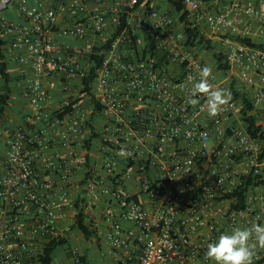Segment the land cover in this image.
I'll list each match as a JSON object with an SVG mask.
<instances>
[{
	"label": "built area",
	"instance_id": "1",
	"mask_svg": "<svg viewBox=\"0 0 264 264\" xmlns=\"http://www.w3.org/2000/svg\"><path fill=\"white\" fill-rule=\"evenodd\" d=\"M48 1L0 0V36L12 50L26 53L13 58L28 61L33 73L21 95L31 108L28 126L36 131L5 130L0 264H40L50 241H69L77 213L91 241L121 253L119 264H212L204 255L208 243L233 228L264 224V141L248 133L237 99L215 118L203 97L195 106L188 103L190 78L198 80L211 65L187 45L178 15L141 0H115L110 32L107 12L89 8L109 0H60L56 6ZM13 4L21 22L7 14ZM183 4L192 27L209 41H222L230 68L224 74L211 66L215 87L229 90L234 77L251 85L257 76L264 83V49L238 41L254 34L264 45V6L253 0ZM63 15L68 23L59 36L86 44L84 50L56 42ZM120 19L122 29L108 43ZM94 53L103 55L90 84L100 111L80 95L46 111L41 79L57 76L82 91ZM79 55L86 56L88 68ZM250 103L253 110L264 105V92ZM62 106L68 110L58 118ZM245 180L243 207L236 209L237 198L228 195ZM59 252L65 262L83 264L70 242L58 247L52 264ZM254 264H264V250Z\"/></svg>",
	"mask_w": 264,
	"mask_h": 264
},
{
	"label": "crops",
	"instance_id": "2",
	"mask_svg": "<svg viewBox=\"0 0 264 264\" xmlns=\"http://www.w3.org/2000/svg\"><path fill=\"white\" fill-rule=\"evenodd\" d=\"M17 2V0H14ZM31 3L34 2V0H29ZM60 0H49L47 5L49 6H56L59 3ZM257 6L262 7L264 6V0H253ZM115 0H109L106 5L100 7V6H92L89 5V8L94 11H100L104 10L107 12L108 16V27L109 31H112V25L114 24V17L112 16V6L114 5ZM149 6H152L153 8H156L159 11H170L173 13L170 5L166 3L164 0H149ZM203 9H206V6H203ZM7 14L9 17L13 18L16 21L21 22V18L17 15L15 12V4L11 5L7 11ZM68 19L66 16H61L58 23L55 26V39L57 43H65L68 45H72L73 47L78 50H84L86 47V44L84 43H77L75 41L66 39L62 36H59V31L62 30L67 26ZM241 29V27H239ZM251 28L247 29L249 32ZM247 39H250L252 43H259L261 41L260 38L255 36L254 34H248L246 36ZM211 42L214 44L217 51L223 52L224 48L221 45V39L218 37H213L210 39ZM3 46L1 47L2 53L4 55L3 61L7 64L8 72L11 76V101L9 102V105L6 109V113L0 121H3L2 125H0V173L3 171V158L5 154V142L7 139V136L5 134L6 129L16 130V129H23L26 132L36 133L35 130H32V127L28 126L27 118L30 115L31 108L22 98V90L23 88L29 83V80H32L33 73L30 68V65L27 62L25 63H19L15 61L13 58V55L20 54L26 56V53L24 51H14L10 48L9 44L7 43L6 39H3ZM89 46H93L94 42L87 43ZM203 51V50H202ZM202 51H196L197 55L201 59H205V53H202ZM210 55V54H209ZM77 59L82 62L83 66L89 67L86 56L79 55ZM84 62V63H83ZM213 63V61H212ZM214 65V63H213ZM254 83L253 84H246L238 80L236 77L231 78L228 83V88L230 85L231 80H234L235 82V88L238 89L241 93L246 94L250 100L259 92H264V83L260 82L258 80L257 76H254ZM43 85L45 86L47 90V101L44 104V109L47 110H53L59 107L61 108V105L63 102L70 101L71 99L77 98V96H81L82 100L83 94L80 89H78V83H72L70 86L67 83H64L59 77L52 76V77H44L41 79ZM0 87H2V80H0ZM1 91V90H0ZM86 101L89 100V98L85 99ZM252 114L257 118L259 122H264V105H261L257 109H254ZM89 133H83L82 137H79L81 142L85 140L84 138ZM80 142V143H81ZM77 147H82L81 145L77 144ZM80 150V148H79ZM261 192H264V189H260ZM80 193V191H79ZM67 222L71 223V219L74 217V208L70 207L67 211ZM67 222H64V224H67ZM130 226V225H126ZM76 235H78L76 238H69L70 244L72 246H76L79 250V253L82 257H84L83 264H119V258L121 257V253H110L107 249L103 247H99L95 242L91 241V239H86L82 237L80 234L75 232ZM76 239V241L74 240ZM75 242V243H74ZM66 256L64 253H58V255L55 257V263L54 264H71V261L68 260L65 262ZM192 264H201L200 259H196Z\"/></svg>",
	"mask_w": 264,
	"mask_h": 264
},
{
	"label": "trees",
	"instance_id": "3",
	"mask_svg": "<svg viewBox=\"0 0 264 264\" xmlns=\"http://www.w3.org/2000/svg\"><path fill=\"white\" fill-rule=\"evenodd\" d=\"M166 3H168L173 11V13L178 15V19L183 23V30L187 37V45L194 47L195 51H205L211 55L212 61L214 63L215 69L221 73H227L229 71L230 66L227 62H225V58L222 55L221 52L217 51L214 44L206 39L200 30L197 27H192L191 23L188 21L187 13L184 10V4L183 0H164ZM141 3L144 5L149 4V0H141ZM124 20L120 19L118 26L116 27L115 33L111 36V38L108 40V43L112 41V39L115 38V36L121 31L122 26L124 24ZM3 39L0 36V80H2V87H0V119H2L6 113V109L9 105V102L11 101L12 91H11V76L8 72L7 64L3 61L4 55L2 53L1 47L3 46ZM238 41L252 47L264 49V45L262 44H255L250 41V39H238ZM107 45L104 46V48H108ZM98 51L97 49L95 52ZM103 55H97V54H91L90 55V68L87 77L83 80V90L82 94L85 95L84 98H89L88 102L91 105L93 110L97 113L100 111V107L98 103L95 101L94 95H92L90 91V84L93 81V79L96 76V71L98 70L101 62H102ZM229 91L231 92L232 98L237 99V102L241 105V120L243 121L244 125L246 126V129L248 133L256 139H259L260 141H264V122H259L257 118L252 114L253 107L250 103L249 97L238 91V89L235 88V82L234 80H231L229 85ZM63 107V106H62ZM63 112H60L58 114V118H61L63 114L68 110L67 106H64L62 108ZM94 113H91V119L94 117ZM88 151V149H87ZM88 159V154L85 157ZM249 182L248 180H245L243 187H240L233 192H231L228 197H236L238 200V203L234 205V208H241L243 207L242 202L244 200V193L246 191V187L248 186ZM77 207V206H76ZM71 228L77 233L83 235L85 238L90 237L91 232L90 229L85 225L82 221V215L80 213H77L75 215V222L71 226ZM70 241L66 240H52L50 241L45 249L43 255L40 257V264H52L54 260V255H56L58 247L62 246L65 243H68ZM84 261V257L81 259Z\"/></svg>",
	"mask_w": 264,
	"mask_h": 264
},
{
	"label": "clouds",
	"instance_id": "4",
	"mask_svg": "<svg viewBox=\"0 0 264 264\" xmlns=\"http://www.w3.org/2000/svg\"><path fill=\"white\" fill-rule=\"evenodd\" d=\"M216 76L209 65L199 72V79L190 78L192 87L188 103L195 106L200 103L199 97L206 100L207 114L217 117L231 102L232 95L228 89L215 87L211 81ZM181 90L185 85H181ZM121 149L120 154H124ZM259 250H264V224L252 223L245 228H233L230 232L222 233L218 238L207 244L205 258L212 264H254Z\"/></svg>",
	"mask_w": 264,
	"mask_h": 264
},
{
	"label": "rangeland",
	"instance_id": "5",
	"mask_svg": "<svg viewBox=\"0 0 264 264\" xmlns=\"http://www.w3.org/2000/svg\"><path fill=\"white\" fill-rule=\"evenodd\" d=\"M202 53H205V54H204V55H205V59H204V61L212 66L213 63H212L211 55H209V53H207V52H205V51H202ZM2 123H3V121H0V125H2ZM0 130H1V128H0ZM70 228H71V227H70ZM75 232H76V231L73 230L72 228L70 229V233H72V234H71V238H72V237L76 238V237L78 236V235H76ZM74 240L76 241V239H74ZM74 243H75V242H74Z\"/></svg>",
	"mask_w": 264,
	"mask_h": 264
}]
</instances>
